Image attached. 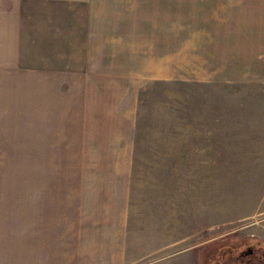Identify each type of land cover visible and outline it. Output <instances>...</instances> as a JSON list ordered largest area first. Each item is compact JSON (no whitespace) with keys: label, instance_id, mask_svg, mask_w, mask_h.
I'll return each mask as SVG.
<instances>
[{"label":"rangeland","instance_id":"374dc122","mask_svg":"<svg viewBox=\"0 0 264 264\" xmlns=\"http://www.w3.org/2000/svg\"><path fill=\"white\" fill-rule=\"evenodd\" d=\"M93 2L105 40L89 86L58 88L57 113L0 78V208L48 227L58 191H89L80 210L123 216L96 243L122 239L129 264H204L234 239L264 242V41H233L221 24L216 42L209 28L231 4L254 20L263 6Z\"/></svg>","mask_w":264,"mask_h":264},{"label":"crops","instance_id":"0c3cea01","mask_svg":"<svg viewBox=\"0 0 264 264\" xmlns=\"http://www.w3.org/2000/svg\"><path fill=\"white\" fill-rule=\"evenodd\" d=\"M256 3V7L263 6V14L259 11L261 15L255 20L231 4L230 20L210 22L215 41L220 38L221 24L225 32L230 28L233 41L244 45L250 40L264 41V0ZM94 10L93 0H0V78L5 74L9 81L21 83L22 86H13L25 89V94L29 92L40 106H51L49 114L57 113L58 88L70 83L72 88L89 86L88 77L94 71L101 40H105L102 27L105 20H95ZM233 10H236L234 20ZM238 25L244 29L241 34L234 31ZM67 81L68 86L64 85ZM72 130L70 134L75 136L79 132L74 126ZM88 192H72L67 197L68 193L58 191V212L43 219L49 223L48 227L31 224L28 218H24V224L16 225V209L0 208V264H129L122 239L111 244V238L103 234L106 230L119 231L120 226L114 224L122 213L112 215L105 208L95 214L91 209L80 210L79 201L89 200ZM61 201L70 203L62 205ZM96 217L101 220L97 222ZM100 231L106 240L103 245L95 241V234L101 235ZM101 237L98 240L103 242ZM175 260L166 264H176L179 258Z\"/></svg>","mask_w":264,"mask_h":264},{"label":"flooded vegetation","instance_id":"af4514ba","mask_svg":"<svg viewBox=\"0 0 264 264\" xmlns=\"http://www.w3.org/2000/svg\"><path fill=\"white\" fill-rule=\"evenodd\" d=\"M204 264H264V242L253 236L234 239L212 251Z\"/></svg>","mask_w":264,"mask_h":264}]
</instances>
